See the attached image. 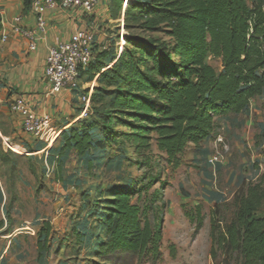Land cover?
I'll return each instance as SVG.
<instances>
[{
  "label": "trees",
  "instance_id": "1",
  "mask_svg": "<svg viewBox=\"0 0 264 264\" xmlns=\"http://www.w3.org/2000/svg\"><path fill=\"white\" fill-rule=\"evenodd\" d=\"M111 1L109 7L121 12L124 0ZM25 2L30 5L32 0ZM124 17L127 30L163 32L170 43L133 42L136 38L130 34L126 44L132 48L110 57L109 62L115 61L111 68L103 61L110 49L97 45L94 60L78 79L99 75V87L91 96L92 105L102 107L97 109L99 119H80L61 133L65 149L84 155L103 146L96 138L98 127L112 134L109 124L114 120L128 128L121 135L134 141L141 156L136 164L147 170L110 195L106 215L98 222V235H103L96 252L103 260L127 253L157 264L162 258L167 184L161 174L166 171L155 172L145 151L155 143L167 163L178 167L190 144L209 140L217 117L247 112L252 100L264 94V0H129ZM2 29L0 16V37ZM209 58L220 61L221 71ZM234 202V217L223 230L212 216L213 244L228 256L234 254L237 264H264V216L256 215L264 202V174L257 182L244 181ZM202 224L200 217L198 228ZM45 225L40 235L48 237L51 226ZM44 250L40 239L38 256Z\"/></svg>",
  "mask_w": 264,
  "mask_h": 264
},
{
  "label": "rangeland",
  "instance_id": "2",
  "mask_svg": "<svg viewBox=\"0 0 264 264\" xmlns=\"http://www.w3.org/2000/svg\"><path fill=\"white\" fill-rule=\"evenodd\" d=\"M109 14L111 22L105 21L109 25L98 28L108 34L105 35L108 42L100 44L110 49L109 56L103 59L107 68L115 63L109 62V58L119 56L117 42L122 35L121 52L126 47L132 48V44H126L130 34L136 38L133 42L140 38L158 40L162 46L170 43L163 32L127 30L125 17L122 23L121 12L116 13L113 5ZM208 61L221 71L219 60ZM98 77L95 75L91 80L86 74L78 79L70 90L74 95L70 108L54 122L56 129L69 130L73 119L75 122L99 119L97 109L102 107L95 108L91 98L90 103L86 100L90 90L92 96L99 87ZM11 102L0 101V264H154L146 256L139 258L127 253L116 255L114 261L103 260L96 252L98 239L103 235H98V222L106 215L110 195L129 181L140 179L147 170L136 164L141 156L134 141L121 135L128 128L114 120L109 124L112 134L98 127L96 138L104 144L84 155L65 149L62 133L47 149L44 142L35 143L19 133L18 122L8 113ZM91 111L93 115H89ZM218 134L224 136L228 150H224L221 161H214ZM110 136L114 140H108ZM8 138L19 153L7 147ZM19 144L28 146L29 154ZM263 145L264 94L252 100L247 112L217 117L209 140L199 146L190 144L180 156L178 167L169 165L152 143L145 151L146 157H152L155 172L166 171L161 180L167 181L161 216L162 258L157 264H237L234 254L228 256L217 243L214 246L212 216L216 215L222 227L219 230L234 217V199L239 188L244 181L257 182L264 174ZM159 186L157 183L156 187ZM144 196L145 193L142 199ZM187 214L196 220L191 221ZM256 215L264 216V202ZM200 217L203 224L198 228ZM45 223L51 226L48 237L40 235ZM40 239L45 246L42 256H38Z\"/></svg>",
  "mask_w": 264,
  "mask_h": 264
},
{
  "label": "crops",
  "instance_id": "3",
  "mask_svg": "<svg viewBox=\"0 0 264 264\" xmlns=\"http://www.w3.org/2000/svg\"><path fill=\"white\" fill-rule=\"evenodd\" d=\"M110 1L105 0L90 14L61 6L50 8L45 12L46 31L42 32L37 27L32 3L27 5L25 0H0L3 25L1 34L7 35V40L0 42V101L9 99L13 102L12 99L22 95L38 114H49L54 125L60 119V114L66 113L67 108H70L74 95L70 90H64L56 96L48 94L45 76L48 50L51 46L68 40L79 28L94 29L99 44L107 43L105 35L108 34L98 28L108 26L106 20L111 22ZM15 28H20L21 31ZM26 31L32 32V36L26 35ZM33 42L36 44L34 50L30 47ZM8 113L18 122L19 133L28 139L29 136L22 129L21 117L11 111L10 105ZM75 121L73 119L71 124Z\"/></svg>",
  "mask_w": 264,
  "mask_h": 264
},
{
  "label": "built area",
  "instance_id": "4",
  "mask_svg": "<svg viewBox=\"0 0 264 264\" xmlns=\"http://www.w3.org/2000/svg\"><path fill=\"white\" fill-rule=\"evenodd\" d=\"M105 0H32V7L36 13L37 27L42 32L46 31L45 12L50 8L63 7L73 9L82 13L95 12ZM129 0L123 1L121 10V22L124 23L125 4ZM21 31L20 28H15ZM26 35L32 36V32L26 31ZM123 35L117 44L120 46V53L123 49ZM7 35L1 34L0 42H5ZM99 45L97 35L94 29L79 28L76 29L66 41L59 42L51 46L48 50L46 60L45 76L48 84V94L58 95L64 90H72L76 85L79 73L91 64L95 58L94 48ZM31 49H36L35 42L31 43ZM91 90L86 97L87 103H90ZM10 109L13 113L18 114L22 120L23 132L29 136L33 142H44L47 149L51 148L56 137L61 133L53 125L52 117L49 114H38L24 98L17 96L10 104ZM87 113V111H85ZM83 115V114H82ZM78 116V118L82 117ZM12 143L9 138L6 140V145L12 151ZM21 145V144H19ZM23 146V145H21ZM25 153L29 154V149L23 146ZM224 150H228L225 138L222 134H218L215 140L214 161H221ZM15 153H19L14 151Z\"/></svg>",
  "mask_w": 264,
  "mask_h": 264
},
{
  "label": "bare ground",
  "instance_id": "5",
  "mask_svg": "<svg viewBox=\"0 0 264 264\" xmlns=\"http://www.w3.org/2000/svg\"><path fill=\"white\" fill-rule=\"evenodd\" d=\"M127 3H128V2H127ZM127 3H126V4H127ZM11 147L13 148V150H17V146H14V145L11 144ZM23 151L25 152V149H24V148H23Z\"/></svg>",
  "mask_w": 264,
  "mask_h": 264
}]
</instances>
